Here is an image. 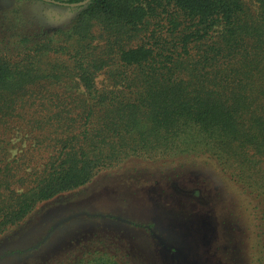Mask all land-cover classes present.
<instances>
[{"label":"trees","instance_id":"obj_1","mask_svg":"<svg viewBox=\"0 0 264 264\" xmlns=\"http://www.w3.org/2000/svg\"><path fill=\"white\" fill-rule=\"evenodd\" d=\"M15 1L70 19L0 35V237L132 158L184 156L244 199L264 264V0Z\"/></svg>","mask_w":264,"mask_h":264},{"label":"rangeland","instance_id":"obj_2","mask_svg":"<svg viewBox=\"0 0 264 264\" xmlns=\"http://www.w3.org/2000/svg\"><path fill=\"white\" fill-rule=\"evenodd\" d=\"M17 12L32 20L42 12L52 27L70 19L65 9L0 0V35ZM174 160L132 158L43 203L0 237V264H62L83 251L122 264H251L244 199L214 165Z\"/></svg>","mask_w":264,"mask_h":264}]
</instances>
